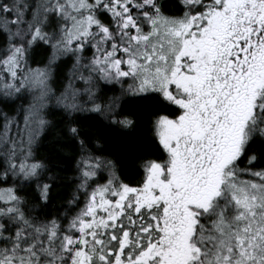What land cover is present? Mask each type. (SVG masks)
Returning a JSON list of instances; mask_svg holds the SVG:
<instances>
[{
	"label": "snow or ice",
	"instance_id": "1",
	"mask_svg": "<svg viewBox=\"0 0 264 264\" xmlns=\"http://www.w3.org/2000/svg\"><path fill=\"white\" fill-rule=\"evenodd\" d=\"M0 264H264V0H0Z\"/></svg>",
	"mask_w": 264,
	"mask_h": 264
}]
</instances>
